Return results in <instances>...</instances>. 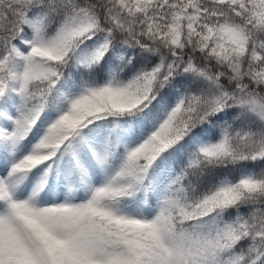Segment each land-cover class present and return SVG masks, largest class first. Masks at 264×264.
I'll return each instance as SVG.
<instances>
[{"label":"snow or ice","instance_id":"6c2138e0","mask_svg":"<svg viewBox=\"0 0 264 264\" xmlns=\"http://www.w3.org/2000/svg\"><path fill=\"white\" fill-rule=\"evenodd\" d=\"M0 264H264V0H0Z\"/></svg>","mask_w":264,"mask_h":264}]
</instances>
